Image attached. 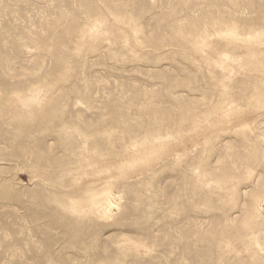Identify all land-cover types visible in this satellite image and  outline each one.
Instances as JSON below:
<instances>
[{"label":"rangeland","instance_id":"obj_1","mask_svg":"<svg viewBox=\"0 0 264 264\" xmlns=\"http://www.w3.org/2000/svg\"><path fill=\"white\" fill-rule=\"evenodd\" d=\"M0 264H264V0H0Z\"/></svg>","mask_w":264,"mask_h":264},{"label":"bare ground","instance_id":"obj_2","mask_svg":"<svg viewBox=\"0 0 264 264\" xmlns=\"http://www.w3.org/2000/svg\"><path fill=\"white\" fill-rule=\"evenodd\" d=\"M251 41H252V40H251ZM215 63H216V62H215ZM256 106H257V105H256ZM260 106H261V105H260ZM138 162H139V161H138ZM152 166H153V165H152ZM138 169H139V167H138ZM141 171H142V170H141ZM135 172H136V171H135ZM113 207H114V204L110 202V203L108 204V207H107V208L111 210Z\"/></svg>","mask_w":264,"mask_h":264}]
</instances>
